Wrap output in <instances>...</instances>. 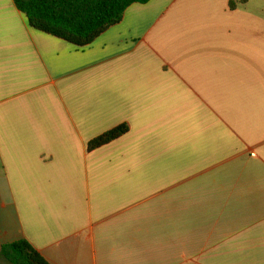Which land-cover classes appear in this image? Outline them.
Listing matches in <instances>:
<instances>
[{"label": "crops", "instance_id": "crops-1", "mask_svg": "<svg viewBox=\"0 0 264 264\" xmlns=\"http://www.w3.org/2000/svg\"><path fill=\"white\" fill-rule=\"evenodd\" d=\"M20 240L50 264H264V0L134 4L85 48L0 0V248Z\"/></svg>", "mask_w": 264, "mask_h": 264}, {"label": "trees", "instance_id": "trees-1", "mask_svg": "<svg viewBox=\"0 0 264 264\" xmlns=\"http://www.w3.org/2000/svg\"><path fill=\"white\" fill-rule=\"evenodd\" d=\"M150 1L14 0L32 28L79 48L92 45L110 28L120 24L132 5H145ZM128 132V125H120L90 141L88 150L102 148ZM0 258L9 264H50L27 240L3 245Z\"/></svg>", "mask_w": 264, "mask_h": 264}]
</instances>
